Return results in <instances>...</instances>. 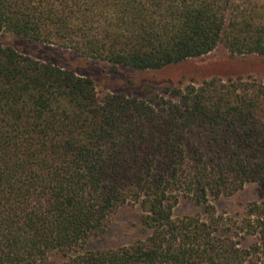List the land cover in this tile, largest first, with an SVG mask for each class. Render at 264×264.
<instances>
[{
	"label": "trees",
	"instance_id": "trees-1",
	"mask_svg": "<svg viewBox=\"0 0 264 264\" xmlns=\"http://www.w3.org/2000/svg\"><path fill=\"white\" fill-rule=\"evenodd\" d=\"M159 71L212 52L264 57V0H0V36ZM264 81L211 78L148 99L0 45V264H264ZM182 200L203 216L174 217ZM136 206L146 235L88 249Z\"/></svg>",
	"mask_w": 264,
	"mask_h": 264
},
{
	"label": "rangeland",
	"instance_id": "rangeland-1",
	"mask_svg": "<svg viewBox=\"0 0 264 264\" xmlns=\"http://www.w3.org/2000/svg\"><path fill=\"white\" fill-rule=\"evenodd\" d=\"M0 45L10 46L23 55L40 62L50 63L73 71L76 75L92 80L96 92L102 98L108 94L133 96L148 99L161 88L184 86L190 82L200 83L211 78L252 77L264 81V57L231 56L219 44L205 56L184 61L159 71H137L124 67L88 60L56 47L15 38L0 36ZM264 194V183L246 185L230 197L211 200L216 215L224 218H238L247 205L259 200ZM140 211L134 207H124L112 217L106 235L101 240H91L88 249L126 245L141 239L146 231L140 222ZM188 215L203 216V206L190 200H182L174 208V217Z\"/></svg>",
	"mask_w": 264,
	"mask_h": 264
}]
</instances>
